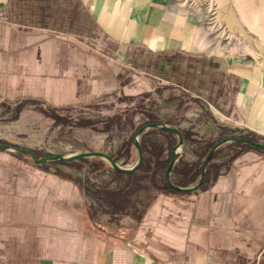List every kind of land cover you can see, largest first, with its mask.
Returning a JSON list of instances; mask_svg holds the SVG:
<instances>
[{"label": "crops", "instance_id": "obj_1", "mask_svg": "<svg viewBox=\"0 0 264 264\" xmlns=\"http://www.w3.org/2000/svg\"><path fill=\"white\" fill-rule=\"evenodd\" d=\"M233 1L217 0L228 30L258 32L262 42L229 58L207 50L193 19L165 12L160 0H0V129L10 133L2 141L15 143L25 104L78 108L153 90L209 105L210 121L193 113L176 125L185 133L178 166L199 162L217 121L264 141V24L246 23L250 0ZM172 140L149 132L143 159L153 161L148 149L157 146L165 158ZM15 158L0 150V264H264L262 151H238L197 192L156 191L138 171L141 188L121 209L103 194L122 190L126 174L104 170L98 191L79 169L19 171Z\"/></svg>", "mask_w": 264, "mask_h": 264}, {"label": "rangeland", "instance_id": "obj_2", "mask_svg": "<svg viewBox=\"0 0 264 264\" xmlns=\"http://www.w3.org/2000/svg\"><path fill=\"white\" fill-rule=\"evenodd\" d=\"M160 1V7L165 12L173 10L174 17L185 18V15L188 14L189 18L193 19L195 29L199 32L200 36L202 35L201 41L207 42L205 44L207 50L217 51L223 49L226 51L225 55L229 56V58H234L235 55L231 52L234 47L242 46L244 51L255 53L256 47H259V44L262 42L258 32L239 33L229 31V15L226 13L219 14L217 0ZM223 2L231 5L235 1L223 0ZM248 3L255 9H252L251 16H248L249 21L246 23L253 24L250 20H255V25L264 24V0H250ZM228 13L232 14V12ZM231 19H233L232 15ZM147 94V96H143L144 93L139 96L134 95L138 97L133 101H128L126 97L129 95L118 93L107 96L88 106L59 110L47 107L44 109L37 104H25L22 107L23 111L20 119V123L23 125L14 131L11 139L15 143L11 144V146L22 150H30L37 157L99 151L110 155L119 165L130 167L136 161V151L131 143L132 134L142 125L149 123L144 111L155 116L157 118L156 122L159 121L173 127H176L183 119L185 120L186 115L187 117H193V113L199 114L198 122L210 121L211 116L207 112L209 105H204L203 110L199 107V103L196 104L180 92L171 90L154 92L153 90ZM43 110L57 116L56 121L51 118L49 120L46 119L48 116L43 114ZM203 112H206L209 117L207 118V115ZM115 115H121V121L116 125L113 121L108 120V118L110 119ZM85 121L91 123L90 128L79 127ZM217 122L221 124L217 133L222 132V136L224 135L222 138L232 134L234 137H239L238 135L244 133L237 130L236 133L238 134L236 136L234 135L235 133H232L234 130L231 125L221 123L220 121ZM105 128L106 130L102 131ZM149 131L139 136V143ZM157 132L162 131L157 130ZM9 134L8 130L0 129V143L6 144L2 139L6 138ZM150 138L154 139V137ZM211 138H214V142L222 139L216 137V135ZM226 145L216 150L218 152L215 159H213V163L219 166V168L227 160H230L233 152L237 149L232 146L226 147ZM126 148H129L131 157L128 162L122 163L117 160V157L118 155H126ZM1 152L7 155H15V167L19 171L41 169L50 173H60L68 172V169H79L83 172V177H81L83 185L86 188H93L98 191V186L104 187L107 182L106 180H108L106 171L104 170L116 172L107 165H105V168L98 169L95 163V160H99L97 158H86V161L75 160L68 163L48 162L37 164L24 152L5 150H1ZM70 175L78 178L77 171L75 173L73 171Z\"/></svg>", "mask_w": 264, "mask_h": 264}, {"label": "trees", "instance_id": "obj_3", "mask_svg": "<svg viewBox=\"0 0 264 264\" xmlns=\"http://www.w3.org/2000/svg\"><path fill=\"white\" fill-rule=\"evenodd\" d=\"M147 95H148L147 93L146 94L144 93L143 96H147ZM138 96H130V97L128 96V97H126V99L128 101H133ZM192 101L195 102L196 104L199 103L198 101H195V100H192ZM199 107L204 110L203 104L199 103ZM205 111H206V109H205ZM42 112H43V114L47 115L48 117H50L54 121H56L57 116H55L54 114H51L45 110H43ZM144 113L148 119V122H156L157 121V118L155 116H153L151 113H149L147 111H144ZM203 113L205 115H207V118L209 117L206 112H203ZM108 120L113 121L115 123V125L119 124V122L121 121V115L112 116L110 119L108 118ZM90 124L91 123H89L88 121H85V122H83V124H80V125L83 127H88V126H90ZM105 130H106V128L103 129L102 131H105ZM153 131H157V130H150L149 132H153ZM160 131L165 132L167 135H169L173 139L171 145H169L167 147L166 157L160 159L161 153L163 151V149L161 147L157 146V147L149 148L148 153L151 155L153 161L143 159L138 170H136L132 173L126 174L129 181L127 182L126 186L122 190H120L118 192H104V194L101 192V194H103V198L108 199V201L113 204V208L121 209L123 203L127 202L128 199L131 197V195L136 190H138V188H141V186H137V175H136V173L138 171H143L144 174L146 173L144 175V177H141V178L142 179L145 178L147 180L148 187H151L152 189H154L156 191L178 192V191H175L174 189H172L171 187H169L167 185L166 177H165L166 168H167L169 161H170V158H171L172 148L176 143V137L168 131H164V130H160ZM149 132H147V133H149ZM232 133H235L234 135H236V136L238 134V133H236V131H233ZM181 134L184 138L185 133L181 132ZM232 135H230V136H232ZM223 136H222V132H218L216 134V137H218V138H222ZM238 136L243 137V138H247V139H251L254 141H261L264 143V141H262V139L260 137H257L255 135L249 133V132H244L243 134L238 135ZM213 143H214V138H210V139L205 141L202 152H201V157H200L199 162L197 164L189 165V164L182 163L181 166H178V161L176 162V164L174 165V168L172 170V173L178 174L179 179L174 184H176L178 186L185 187V186H189L190 184L196 183V181L198 179L199 172H200L201 164L203 162V158H204L205 154L207 153V151L209 150V148L213 145ZM140 145L142 148L143 147L142 141L140 142ZM227 146L228 147L232 146L234 148H237L236 151L233 152L232 156L238 152L237 150H239V151L243 150V149L256 150L254 148H251V147H249L247 145H243V144L231 143V144L226 145V147ZM257 151H259V150H257ZM217 152L218 151H216L213 154L211 160L215 159ZM232 156H231V158H232ZM79 160L80 161H86L85 159H79ZM95 163L97 164L98 169L106 167L102 161L95 160ZM219 171H220L219 166H217L213 162L210 163L207 167L206 172H205V175L203 178V183H202L201 187L206 185L217 174H219ZM117 173L121 174L120 172H117ZM172 173H171V175H172Z\"/></svg>", "mask_w": 264, "mask_h": 264}, {"label": "water", "instance_id": "obj_4", "mask_svg": "<svg viewBox=\"0 0 264 264\" xmlns=\"http://www.w3.org/2000/svg\"><path fill=\"white\" fill-rule=\"evenodd\" d=\"M151 129L168 131L176 137V143L172 148L171 158L166 168L165 177H166L167 185L178 192L189 193V192H197L200 190V187L203 183L205 172L207 170L208 165L211 162L213 154L218 148H220L223 145L231 144V143L243 144L251 148H254L256 150L264 152V143L261 141H254L251 139H247L243 137H234V136L224 137L218 140L217 142H214L213 145L209 148V150L205 154L196 183L191 186L182 187L172 182L171 173L174 168V165L178 161V158L181 156L183 151V136L180 130L177 129L176 127L169 126L159 121L146 123L141 127H139L137 130H135V132L132 134L131 143L136 151V161L130 167H123L119 165L110 155L99 151H87V152L72 153V154H57V155L37 157L30 150H22L15 146H11L4 143H0V150L11 151V152L12 151L24 152L31 158L33 162L37 164L48 163V162L68 163L79 159L97 158L100 161H102L105 165L110 167L112 170L123 174H129L138 170L143 160V150L139 143V136Z\"/></svg>", "mask_w": 264, "mask_h": 264}]
</instances>
